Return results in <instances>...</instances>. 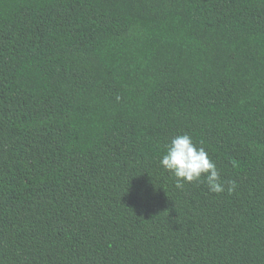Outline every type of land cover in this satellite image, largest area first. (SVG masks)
I'll list each match as a JSON object with an SVG mask.
<instances>
[{
    "label": "trees",
    "instance_id": "trees-1",
    "mask_svg": "<svg viewBox=\"0 0 264 264\" xmlns=\"http://www.w3.org/2000/svg\"><path fill=\"white\" fill-rule=\"evenodd\" d=\"M0 264H264V0H0Z\"/></svg>",
    "mask_w": 264,
    "mask_h": 264
},
{
    "label": "clouds",
    "instance_id": "clouds-1",
    "mask_svg": "<svg viewBox=\"0 0 264 264\" xmlns=\"http://www.w3.org/2000/svg\"><path fill=\"white\" fill-rule=\"evenodd\" d=\"M161 166L176 177V187L183 189L185 184L204 183L212 193L225 191L231 195L236 190V182L228 181L225 185L220 180L216 163L211 160L202 146H197L188 134L173 137L166 145L161 158Z\"/></svg>",
    "mask_w": 264,
    "mask_h": 264
}]
</instances>
